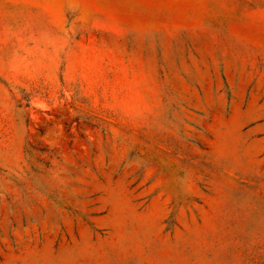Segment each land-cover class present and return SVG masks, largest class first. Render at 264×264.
I'll return each instance as SVG.
<instances>
[{
    "label": "rangeland",
    "instance_id": "374dc122",
    "mask_svg": "<svg viewBox=\"0 0 264 264\" xmlns=\"http://www.w3.org/2000/svg\"><path fill=\"white\" fill-rule=\"evenodd\" d=\"M0 264H264V0H0Z\"/></svg>",
    "mask_w": 264,
    "mask_h": 264
}]
</instances>
